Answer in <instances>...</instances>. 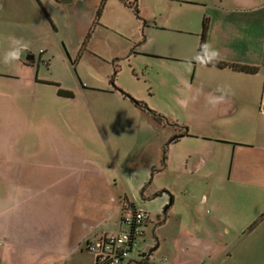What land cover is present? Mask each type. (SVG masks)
<instances>
[{"label": "crops", "instance_id": "obj_1", "mask_svg": "<svg viewBox=\"0 0 264 264\" xmlns=\"http://www.w3.org/2000/svg\"><path fill=\"white\" fill-rule=\"evenodd\" d=\"M83 1L0 0V81L46 85L39 78L40 66L49 67L56 55L41 48L37 57L33 50L40 43L47 46L49 30L59 32L60 16L77 15ZM111 1H106L98 15L102 0H97L96 18L84 26L82 45L98 27L112 26L99 23ZM116 1L124 7L121 0ZM165 1L170 13L145 26L157 31L159 38L152 54L176 76L184 119L165 117L169 124L159 123L133 102L137 114L148 115L156 131L164 132L162 144L137 148L146 158L142 165L148 177L166 176L174 181L154 191L166 193L171 200L165 218L155 221L134 202L146 211L148 222L135 252L145 261L130 264H156L153 257L161 247L158 236L167 227V264H264V0ZM188 9L195 16L185 15ZM205 19L209 24L206 42L220 53L213 62L253 67L256 73L196 62ZM12 35L23 38L28 48L19 61L6 65L4 56L11 48L6 38ZM53 47L58 48L57 43ZM15 65L19 72H10ZM218 86L228 95L224 102L213 105L212 98L222 95L216 91ZM72 94L59 96L73 99ZM7 98L0 95V107ZM7 110L0 125V185L7 187L0 191V264H97L88 245L106 233L124 229L122 194L110 190L111 182L117 184L118 180L109 178L107 164L60 157L58 142L51 139L48 143L42 118L44 144H23L24 157H14L13 112ZM42 117L46 119L44 114ZM179 135L182 137L170 142ZM198 136L220 143L175 144ZM152 141L151 136L143 143ZM15 184L21 185L20 190ZM95 185L101 190H94ZM200 192L201 200L194 203ZM149 233L156 238L154 247L147 245ZM205 240L219 242V249L210 251L203 245Z\"/></svg>", "mask_w": 264, "mask_h": 264}, {"label": "rangeland", "instance_id": "obj_2", "mask_svg": "<svg viewBox=\"0 0 264 264\" xmlns=\"http://www.w3.org/2000/svg\"><path fill=\"white\" fill-rule=\"evenodd\" d=\"M121 1L124 7L112 0L99 20L100 25L107 23L114 28L98 27L91 34L89 45L85 39L86 43L81 44L84 37L82 30L90 18H96L97 0L81 2L77 15L69 18L64 14L60 16L57 21L59 32L55 34L49 30L46 35L49 44L45 46L40 43L33 50L37 57L41 48L47 49L49 55H56L49 67L44 64L40 66L39 78L46 85L40 87L19 84L17 81L5 84L0 81V95L8 97L3 101L5 106L0 107V125L5 120L4 113L9 111L4 109L9 107L13 112L10 124L15 127L14 141L11 142L15 144V151L12 154L23 158V144H44L45 134L40 135L42 118V130L44 132L46 124L48 143L51 139L54 143L58 142L60 157L85 158L98 165H109V178L118 180L117 184L111 182L110 190L122 194L121 206L129 201L135 202L150 212L156 221L160 217L165 218V210L171 200L167 199L166 193L160 195L154 191L160 185H169L174 180L166 176L154 180L152 175L148 177L142 165L146 158L137 152V148L140 144H162L160 141H163L164 132L156 131L148 115L136 113L131 97L145 103L151 110L158 111L168 120L177 116L184 119L179 91L176 90V76L169 68L161 67V61L152 54L159 45V38L157 31L145 26L154 25L155 18L168 15L169 4L165 0H124L130 3L137 1L139 18L133 8ZM195 13L188 9L185 15L195 16ZM55 43L58 48L53 47ZM10 72H19L18 66L15 65ZM62 89L71 91L75 97L60 98ZM110 91L115 93L111 94ZM122 91L129 96L123 95ZM41 113L46 119L42 115L40 117ZM151 136L152 142L143 143ZM198 138V141L185 139L175 144L220 143L215 138ZM6 188L0 185V191ZM20 188V184H15V189ZM94 190L100 191L101 187L95 185ZM202 196L201 192L198 193L193 198L194 203L201 200ZM247 231L249 233L251 230ZM168 233L169 227L162 229L160 234L157 232L161 247L153 257L156 264H167L165 259L170 255ZM155 239L149 233L147 245L154 247ZM205 244L211 248L210 251L216 250V247L219 249L217 241L205 240Z\"/></svg>", "mask_w": 264, "mask_h": 264}, {"label": "built area", "instance_id": "obj_3", "mask_svg": "<svg viewBox=\"0 0 264 264\" xmlns=\"http://www.w3.org/2000/svg\"><path fill=\"white\" fill-rule=\"evenodd\" d=\"M122 224L124 229L116 233H106L96 242L88 245L97 264H130L134 260L144 262L142 256H135L140 240L145 234L148 214L134 202L123 204Z\"/></svg>", "mask_w": 264, "mask_h": 264}, {"label": "clouds", "instance_id": "obj_4", "mask_svg": "<svg viewBox=\"0 0 264 264\" xmlns=\"http://www.w3.org/2000/svg\"><path fill=\"white\" fill-rule=\"evenodd\" d=\"M6 39L9 41L11 45L10 50L5 53L3 60L4 64L7 65L14 61H19L21 54L27 50L28 44L23 40V38H19L14 35L8 36ZM219 56H220L219 51L214 49L212 45L209 44L208 42H205L201 46V51L199 54H197L195 60L197 63L207 65L213 62L214 60H216ZM216 91L221 92L222 95L212 98L211 103H213V105L224 102L226 96L228 95V93L225 91L223 86H218ZM195 99L196 97H193V100Z\"/></svg>", "mask_w": 264, "mask_h": 264}, {"label": "trees", "instance_id": "obj_5", "mask_svg": "<svg viewBox=\"0 0 264 264\" xmlns=\"http://www.w3.org/2000/svg\"><path fill=\"white\" fill-rule=\"evenodd\" d=\"M107 0H102V3H101V6L99 8V11H98V15L101 14L102 12V9L104 7V4L106 3ZM125 4H127L130 8H133L134 9V12L137 14V16H139V9H138V5L137 3H130V2H127V1H124ZM208 28H209V24H208V19H205L204 22H203V32H202V40H201V44H200V47H199V53L201 51V46L206 42V36H207V32H208ZM90 33L89 35L87 36L86 38V41L87 39L90 37ZM85 41V43H86ZM207 65H215L217 67H231L235 70H238V71H243V72H248V73H256L257 72V69L256 68H253V67H248V66H242V65H237V64H227V63H222V62H211ZM123 92V91H122ZM124 94H126L125 92H123ZM60 94L61 95H69V96H72L73 94L71 92H67V91H61L60 90ZM127 95V94H126ZM129 96V95H127ZM132 101L136 104L137 107L141 108L142 110L144 111H147L149 112L155 120H157L159 123H165V124H169V122L167 121V119L160 113L156 112V111H153L151 110L146 104H144L143 102H140V101H137L135 100L134 98H132ZM187 134V132H186ZM179 137H177L176 139H174L172 141L171 139V143L174 142V141H177ZM166 150V149H165ZM166 154V152H165ZM165 161H166V155L164 156V160H163V164H165ZM256 225V224H255ZM254 225L251 226L250 230L253 229Z\"/></svg>", "mask_w": 264, "mask_h": 264}, {"label": "water", "instance_id": "obj_6", "mask_svg": "<svg viewBox=\"0 0 264 264\" xmlns=\"http://www.w3.org/2000/svg\"><path fill=\"white\" fill-rule=\"evenodd\" d=\"M29 60H33V57L32 58H30ZM177 137H182V136H175L174 138H172V141L174 140V139H176ZM167 209H168V207H167Z\"/></svg>", "mask_w": 264, "mask_h": 264}]
</instances>
